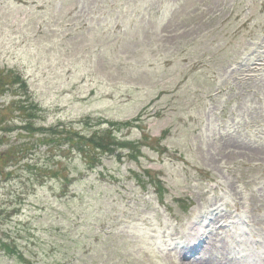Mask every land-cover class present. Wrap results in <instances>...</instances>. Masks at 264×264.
Returning <instances> with one entry per match:
<instances>
[{
    "label": "rangeland",
    "instance_id": "rangeland-1",
    "mask_svg": "<svg viewBox=\"0 0 264 264\" xmlns=\"http://www.w3.org/2000/svg\"><path fill=\"white\" fill-rule=\"evenodd\" d=\"M0 70L26 80L37 126L138 117L116 137L141 150L89 169L49 134L0 131V151L32 144L58 172L2 170L0 238L22 259L0 264H264V0H0Z\"/></svg>",
    "mask_w": 264,
    "mask_h": 264
},
{
    "label": "trees",
    "instance_id": "trees-1",
    "mask_svg": "<svg viewBox=\"0 0 264 264\" xmlns=\"http://www.w3.org/2000/svg\"><path fill=\"white\" fill-rule=\"evenodd\" d=\"M12 90L13 93L18 96V99L13 100L12 105H14L15 110L19 115L22 116L23 122L19 127L9 128L5 125L4 119L2 120V109L4 106L2 105V109L0 110V131H8L11 132L14 129L21 130L22 135L28 137H34L36 134H40L41 136L49 134L52 136L49 139H42L40 142L43 144H56L59 145L58 152L60 150L61 145H67V151H74L78 155H81V159H83L84 163L89 167V169H93L96 166L102 165V159L104 156H114L120 161L124 156L130 158L132 160L138 158L140 156L141 150L140 147L136 143H131L126 140L120 141L116 137V134L123 128L129 127L133 124V120L124 121L122 123H117L114 121H103L96 120L95 124L100 127V125H105L103 129L94 130L90 135L83 134L81 132L76 131L75 128L69 126L65 127L62 123L57 124V126H52L49 128H44L42 126H37L35 124V120L39 119L41 116V108L38 106L36 102H32L31 100L22 99L21 96L23 94H28L29 91L27 87V82L17 71H2L0 70V99L2 96H5L6 93ZM14 90V91H13ZM23 91V92H22ZM9 128V129H8ZM4 135L0 136V145L4 143ZM31 145H23L20 144L15 147H9V149L4 150V152L0 151V176H12V172L2 173V170L5 167H8L9 163H13V165L17 162L24 161V166L30 168L35 171V174L42 175V173H49L58 175L57 171H53L48 169V171L40 166H36L35 164H31L26 159V154L30 150L29 147ZM124 150L128 153L124 154ZM156 151V150H154ZM159 152L160 149H157ZM30 163V164H29ZM142 175L135 174L136 180L143 185L150 184L155 189V194H157V200L160 204H163L164 200V185L162 180L159 178L155 172H151L150 170H144ZM40 177V176H39ZM71 181V179H70ZM67 180V183H70ZM185 205L184 202H182ZM190 205L186 208L188 209ZM187 211V210H185ZM0 249L4 251L6 254L18 255V258L22 259V255L16 253V250L10 244L3 241L0 238Z\"/></svg>",
    "mask_w": 264,
    "mask_h": 264
}]
</instances>
